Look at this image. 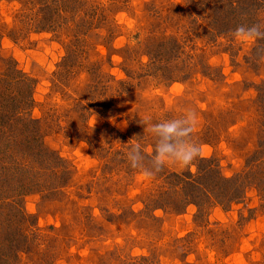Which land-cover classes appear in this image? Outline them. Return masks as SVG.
Here are the masks:
<instances>
[{
  "label": "rangeland",
  "instance_id": "1",
  "mask_svg": "<svg viewBox=\"0 0 264 264\" xmlns=\"http://www.w3.org/2000/svg\"><path fill=\"white\" fill-rule=\"evenodd\" d=\"M55 2L0 0V108L19 93L60 160L45 172L31 157L33 176L16 192L9 166L26 157L0 156L2 240L21 246L9 264H264V46L226 34L216 0ZM158 50L171 53L161 60ZM185 110L198 114L203 156L151 178L131 168L132 144L144 145L146 163L155 145L142 121ZM207 159L210 176L247 182L242 201L200 212L187 203L181 175Z\"/></svg>",
  "mask_w": 264,
  "mask_h": 264
},
{
  "label": "trees",
  "instance_id": "2",
  "mask_svg": "<svg viewBox=\"0 0 264 264\" xmlns=\"http://www.w3.org/2000/svg\"><path fill=\"white\" fill-rule=\"evenodd\" d=\"M55 2V0H51ZM56 3V2H55ZM216 3L219 4L217 7L218 10H221L226 15L224 16L225 20H228L227 24V32L232 33V31L241 24L245 25H253V24H263L260 16L264 15V0H216ZM46 9L44 11L45 14L52 13ZM53 14V13H52ZM36 29H40L41 32L45 31L46 25L45 22L35 21ZM225 24V25H226ZM42 26V29H41ZM48 27V26H47ZM57 28L55 27L54 30ZM258 50L263 48L264 39H258ZM178 45V43H177ZM186 45V44H185ZM197 47V46H194ZM178 49L182 50V45L176 47V52ZM195 50V49H192ZM171 51L161 50L155 53V56L161 60L166 58ZM189 56V55H187ZM168 58V57H167ZM186 61L195 60V56H189ZM12 63L13 72L9 75L14 76L17 75L16 69L11 60L8 61ZM212 69V68H211ZM126 71V70H124ZM127 73V71H126ZM20 76L19 72L18 75ZM16 76V77H17ZM15 77V78H16ZM13 78V80L15 79ZM177 80V78H176ZM19 83L21 81L18 80ZM17 81V82H18ZM3 103L5 105V109L2 110L0 108V156L13 155L16 157H22L24 160V166H17V160L14 158V166H9V169L13 170L12 179L13 185L15 184V190L18 192L19 187H23L25 185L28 177H32L33 175L29 173V164L30 158H34L35 156H40L44 158L45 163L48 165L43 169L46 172L48 169L54 170L56 165L60 164V160L56 158L55 153L51 150H48L44 141L45 136L41 132V120L30 118L28 114V110H26L25 99L19 97V93L16 95H10L9 98H3ZM223 114V116L227 115ZM221 117L216 116L212 113L211 123L217 122ZM237 121L234 123L236 124ZM12 149V151H11ZM10 151V152H9ZM7 158V157H6ZM18 159V158H17ZM12 160V162H13ZM7 161V160H6ZM204 166L200 168V171L197 175L189 174L181 175L185 180L186 186L189 189L190 196L187 198V203L193 204L198 207L199 212L204 210L205 203L208 205L218 204L221 206H229L237 201H242L246 194V185L243 178L241 176H237L236 178H227L225 176H220L219 173L210 176L213 170L208 169L211 163V160H201ZM208 163L207 165L205 163ZM7 163V162H6ZM4 162H2V169L5 166ZM12 165V164H11ZM259 165V164H258ZM262 165L256 166L252 172V175H248V177H255L256 170H259ZM10 170V171H11ZM166 175L176 177V174H168L164 172ZM45 175H40V182L42 183ZM35 177V176H34ZM163 178H167V176H163ZM9 181L8 179L6 180ZM17 184V185H16ZM174 186V185H172ZM264 189V188H263ZM58 190V188H57ZM160 195H165L167 190L165 188L161 189ZM171 191V190H170ZM163 197V196H161ZM147 208L151 214L160 210L159 204L157 203V198L152 196H147ZM2 200V197L0 198ZM1 209V208H0ZM154 215V214H153ZM1 228V227H0ZM6 233V232H5ZM0 231V264H9V257L15 253L18 257V247H21L18 243L17 248L14 250V246L10 245L12 249L7 251L8 240H11V236H6V239L2 240V236L5 234ZM30 238V234H25L22 238ZM5 241V242H4Z\"/></svg>",
  "mask_w": 264,
  "mask_h": 264
},
{
  "label": "clouds",
  "instance_id": "3",
  "mask_svg": "<svg viewBox=\"0 0 264 264\" xmlns=\"http://www.w3.org/2000/svg\"><path fill=\"white\" fill-rule=\"evenodd\" d=\"M231 36L239 43L264 39V25L241 24ZM142 124L155 139L150 160L146 163L145 147L139 140L129 147L126 155L131 168L140 170L145 178H151L170 165L189 167L203 156V146L193 139L199 126V117L194 110H185L179 118L155 123L148 118Z\"/></svg>",
  "mask_w": 264,
  "mask_h": 264
}]
</instances>
